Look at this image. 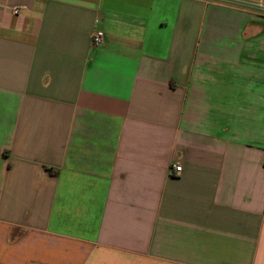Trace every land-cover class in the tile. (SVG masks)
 <instances>
[{
    "label": "crops",
    "instance_id": "crops-1",
    "mask_svg": "<svg viewBox=\"0 0 264 264\" xmlns=\"http://www.w3.org/2000/svg\"><path fill=\"white\" fill-rule=\"evenodd\" d=\"M0 264H264V14L0 0Z\"/></svg>",
    "mask_w": 264,
    "mask_h": 264
},
{
    "label": "built area",
    "instance_id": "built-area-1",
    "mask_svg": "<svg viewBox=\"0 0 264 264\" xmlns=\"http://www.w3.org/2000/svg\"><path fill=\"white\" fill-rule=\"evenodd\" d=\"M229 3H236L244 6H248L259 13L264 14V0H219ZM20 9H13L14 15H19ZM104 40V33L101 30H98L93 35V43L94 45H100L103 43ZM173 169L175 170L176 174H180L182 171V167L180 165H174Z\"/></svg>",
    "mask_w": 264,
    "mask_h": 264
}]
</instances>
